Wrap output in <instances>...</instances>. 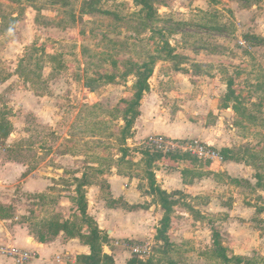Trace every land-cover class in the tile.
<instances>
[{
  "label": "rangeland",
  "instance_id": "rangeland-1",
  "mask_svg": "<svg viewBox=\"0 0 264 264\" xmlns=\"http://www.w3.org/2000/svg\"><path fill=\"white\" fill-rule=\"evenodd\" d=\"M148 1L151 17L139 0H0V165L22 173L0 185V217H20L39 243L61 232L79 236L95 245L93 264H115L113 255L120 264H264L260 253L240 255L248 221L264 237V26L238 23L211 0ZM147 63L155 66L143 100L154 92L161 106L175 109L210 97L224 111L234 145L229 154L220 150L236 162L240 182L183 158L185 180L197 181L187 169L195 168L205 195L173 194L170 244L150 233L148 241L117 247L107 232L92 236L77 197L86 182L101 185L111 201L107 177L117 173L150 189L154 170L171 167L146 139L124 131L142 105L136 96ZM160 221L150 229L161 230ZM215 241L231 262L214 252ZM124 244L146 253L133 256ZM88 256L41 253L37 260L87 264ZM0 264L14 262L0 253Z\"/></svg>",
  "mask_w": 264,
  "mask_h": 264
},
{
  "label": "crops",
  "instance_id": "crops-1",
  "mask_svg": "<svg viewBox=\"0 0 264 264\" xmlns=\"http://www.w3.org/2000/svg\"><path fill=\"white\" fill-rule=\"evenodd\" d=\"M198 1L196 3L202 2L201 0ZM211 5L222 10L232 20L236 19L238 23L241 22L247 27L260 28L264 26V0H211ZM254 31L257 32V30ZM186 76L194 79H202V76H196L192 72ZM214 89V87H211V91H214ZM180 91L182 92L183 90ZM185 91L184 94L187 92L190 93L191 90ZM177 92L179 90H176ZM155 97L156 93L153 92L142 100V105L139 109L140 115L135 120L132 130L133 140L142 141L150 137L162 136L176 140H198L215 147L220 153L221 148L233 150L234 144L231 139V135L233 134L228 129L231 122L227 120L228 126L224 123L226 121L224 111L220 112L216 107H212L210 97H207L206 101L202 99L198 100L196 104H193V108L189 104L183 103L179 106L180 108L175 109L173 106H161ZM211 115L214 117L212 124ZM172 134L179 135L173 136ZM169 163L167 162V164ZM9 165H0V185L4 183L3 181L16 182L22 177V173L18 172V169L11 168ZM170 165L171 167L166 166L154 170L155 177L157 178V180L155 178L156 184L163 192L170 196L169 201L176 200L173 197L175 193H180L181 196L183 194V196L187 197L205 195L204 191L198 190L199 185L197 184L198 180L201 178L203 180L205 177H198L196 173L191 172L195 168L188 167L187 169H189L188 173H191L194 180L197 181L187 182L185 180V173L187 172L183 173L181 171L183 165H176L174 163H170ZM209 166V171L226 173L231 178L239 179L235 172L236 162L232 158L224 160L221 166L216 167L210 163ZM107 178L110 199L111 201L117 202L115 204H109L110 201H107L104 197L103 187L101 185H87L84 187L88 201V214L95 222L98 230L107 232L117 247H120L121 242L124 240L143 243L142 241L145 242L150 239L149 237L152 233L158 235V228L150 229V227L154 225V220L156 219L161 218L160 222H162L166 215V210L159 203L157 196L150 190L151 188L149 189L144 183L140 186L139 183L142 181L136 177L131 178L130 176L119 173ZM207 178L210 179L211 177ZM5 187V185H2V188ZM259 187L257 185V190L261 193ZM261 187L263 188V186ZM123 204L137 208L130 211L125 209ZM208 204H211V199L208 200ZM199 209L198 207L195 208V210ZM177 211L179 212L180 210ZM196 212L198 213V211ZM78 215L80 218L83 217L79 211ZM14 220L15 222L12 219H3L0 217V245L29 251L35 253L36 256L41 255V253L45 257L63 253L71 261L79 255L83 254L88 256L90 254V248L79 236L67 235L65 232H61L60 235L55 237L54 241L39 243L31 233L27 224L19 222L20 217L16 216ZM172 220L174 219L171 217V223ZM245 225L251 229L247 228L245 231L246 235L241 241L244 247L240 250V255L248 256L253 252L264 255V237L263 239L261 238L262 232L253 227L255 226L253 222L248 221ZM168 233L170 236V229ZM151 237L155 236L151 235ZM122 247L124 246L122 245ZM107 248L110 254L113 255L109 247ZM35 250L38 251V254ZM128 253L127 251L126 255ZM132 254L135 256L133 252ZM113 256L116 262L115 264H120L119 259L115 255ZM227 257L231 259L230 256ZM35 259L36 262L30 263V261L29 264L44 263L43 258L37 260L38 257H36Z\"/></svg>",
  "mask_w": 264,
  "mask_h": 264
},
{
  "label": "trees",
  "instance_id": "trees-1",
  "mask_svg": "<svg viewBox=\"0 0 264 264\" xmlns=\"http://www.w3.org/2000/svg\"><path fill=\"white\" fill-rule=\"evenodd\" d=\"M140 3L143 5V10L145 11H149L148 16L147 17H151V13L153 10V7L151 6L150 2L148 0H139ZM154 66L155 64L153 63H147L144 64L143 67L141 68L140 72H139V82H138V93L136 96V100L137 103H140L143 100L144 94L145 92H147L148 90V81L149 79H151L153 77L154 74ZM139 111L134 115L133 118L128 119L126 118L125 123H126V127L124 129L125 133H131L132 135V130L134 127V123L135 120L139 117ZM224 152L226 154L231 153V150L226 149L224 150ZM221 155L223 156L224 160H227L228 158L223 154V152L221 151ZM203 174H198V177H203ZM150 180H151V191L159 198L158 201L159 203L163 206V208L166 210V215L164 217V219L161 222V230H159L158 234L160 237V240L163 242V244L166 246L168 244H170V238L168 236V231L170 229V223H171V217H170V212H171V204L169 201L170 196L163 192L156 184V180H155V175L152 174L150 176ZM227 178H229V180H231L234 183H239L240 180L239 179H235V178H231L227 175ZM85 179V177H83V180ZM87 186V183L84 182L81 186V188H79V195L77 197V201L80 203L81 205V211H82V215H83V220L85 221V223L89 224L91 228H93V234L92 236H97L98 234V228L96 227L95 222L93 221V219L89 216L88 214V201L86 199V193L82 192V190L84 189V187ZM117 202L114 201H110L109 204H115ZM123 207L127 210L133 211L135 210L137 207L135 206H128L127 204H123ZM95 225V227H94ZM44 243V242H43ZM214 246L217 248L214 250V252L216 254H218L219 256L223 257L224 260L226 262H231L230 258H228L225 254H224V249L222 248V246H220L218 244V242H214ZM91 249V255L88 256L87 258V264H93L95 258H96V247L94 244L91 245L90 247ZM236 264H242V260L238 259ZM247 264H250L249 262Z\"/></svg>",
  "mask_w": 264,
  "mask_h": 264
},
{
  "label": "built area",
  "instance_id": "built-area-1",
  "mask_svg": "<svg viewBox=\"0 0 264 264\" xmlns=\"http://www.w3.org/2000/svg\"><path fill=\"white\" fill-rule=\"evenodd\" d=\"M143 145H146L148 150H153V152L160 154L164 160H170L176 165H182L185 157L210 163L216 167L221 166L224 162L223 156L215 147L198 140H176L158 136L147 138ZM2 150L3 144L0 141V152ZM123 246L127 249L128 247L131 248L138 258H141L146 253V250H143L140 246H132L130 244H124ZM0 253L11 259L14 264H29L32 259L37 257L35 253L18 250L2 244L0 245Z\"/></svg>",
  "mask_w": 264,
  "mask_h": 264
},
{
  "label": "water",
  "instance_id": "water-1",
  "mask_svg": "<svg viewBox=\"0 0 264 264\" xmlns=\"http://www.w3.org/2000/svg\"><path fill=\"white\" fill-rule=\"evenodd\" d=\"M102 35L104 34V33H101ZM111 38H114V36H110Z\"/></svg>",
  "mask_w": 264,
  "mask_h": 264
}]
</instances>
